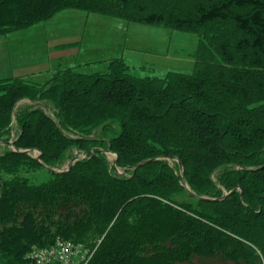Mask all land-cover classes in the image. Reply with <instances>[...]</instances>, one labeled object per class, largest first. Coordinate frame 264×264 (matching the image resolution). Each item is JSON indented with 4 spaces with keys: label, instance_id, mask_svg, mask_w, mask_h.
Masks as SVG:
<instances>
[{
    "label": "trees",
    "instance_id": "trees-1",
    "mask_svg": "<svg viewBox=\"0 0 264 264\" xmlns=\"http://www.w3.org/2000/svg\"><path fill=\"white\" fill-rule=\"evenodd\" d=\"M170 1L0 0V35L75 9L198 30L202 39L191 76H157L116 59L103 72L0 80V142L11 140L15 123L20 151L0 152V264H28L32 248L58 240H100L86 264H175L191 255L260 264L251 248L264 262V0ZM107 150L128 177L109 168ZM72 151L85 157L29 182L28 173ZM177 193L196 209L177 204Z\"/></svg>",
    "mask_w": 264,
    "mask_h": 264
},
{
    "label": "rangeland",
    "instance_id": "rangeland-1",
    "mask_svg": "<svg viewBox=\"0 0 264 264\" xmlns=\"http://www.w3.org/2000/svg\"><path fill=\"white\" fill-rule=\"evenodd\" d=\"M170 1V0H169ZM173 2V1H170ZM177 1L170 3L173 9L177 6L179 9L180 6L177 5ZM178 14H183L182 11L178 10ZM87 14L79 12V10L75 9H67L58 12L51 19L39 22L35 25H32L25 29H18L12 31L10 33L0 35V56L5 54L12 56V61L21 59L25 57L26 54H36L40 56L43 52L46 53L44 40L52 39V38H60L66 34L77 32V26H80L86 38L92 41V44L88 47H84L81 49V52L77 58L79 64L86 63L85 60H102L107 58L108 56H119L121 55L123 49H127V56L129 53H134L138 50H144L146 53V57L144 59L139 60V62H143L141 65H146L154 70V75L160 76L167 73H179L186 76H191L194 73L195 63L192 57L193 51L195 48L201 44V32H196L198 30H169L167 28H163L155 25H142L133 22H126L123 20L115 19L107 16H99L90 14L86 18ZM182 16V15H181ZM80 29V32H82ZM213 29H217L222 32L225 36L228 31H230V26L222 25V26H214ZM115 30L119 32H123L122 36L125 37L119 38L117 44L112 43L116 39ZM192 31V32H191ZM227 32V33H225ZM83 46L85 44L83 43ZM123 47V48H121ZM118 51L116 54L113 53L109 55L108 51ZM95 58V59H94ZM3 64L0 66V71L2 73L7 72L6 65L10 63L6 60V57L0 59ZM87 70V69H84ZM24 103H20L21 106ZM46 113L52 116V113L49 110H46ZM17 134L16 124L13 123L12 130L10 132V141L14 140ZM68 136L75 137L73 133H68ZM3 150V147H0V152ZM110 151V150H108ZM105 157L109 163V168L114 170L116 175H121L128 177L129 173L124 171L116 166V154L111 152L104 153ZM37 153L33 152L32 156H36ZM75 155V151H72L67 159H65L62 164L54 167L56 170H63L66 168L67 163L71 160V158ZM77 156L80 158H84V154H79L77 152ZM175 163V162H174ZM172 167L173 162H169ZM52 178L50 172L45 169H38L34 172H30L27 174V179L30 183L33 184H41L49 181ZM218 190L220 188L217 186ZM223 193V189H222ZM174 200L177 204L189 203L193 206V209H196V203L192 201L189 197L184 194L177 193L174 195ZM180 210H183L180 205ZM195 212V210H193ZM195 214V213H194ZM233 240L240 241L234 235H228ZM100 240L97 241V244ZM58 245L69 244L71 247L76 248V257L74 259L73 264H83L84 262H88L94 248L97 244H88V243H77L73 241L66 240H58ZM56 242V243H57ZM55 243V244H56ZM244 243V242H243ZM245 244V243H244ZM50 247L38 248L47 250ZM255 254L259 257H256L260 262V264H264L262 258L260 257V251L258 249L251 248ZM79 251V252H78ZM248 255V253H246ZM251 254V252H250ZM249 254V255H250ZM71 254L68 249L65 251L63 256L67 258ZM246 255V256H247ZM253 256V253L251 254ZM39 261L44 262V257L40 256L38 258ZM252 260V257L248 259ZM56 260H53L50 264H56ZM183 262H176L175 264H234L230 261H223L220 258H201L197 255H191L190 259L182 260ZM256 264V260H254ZM66 264V262L64 261Z\"/></svg>",
    "mask_w": 264,
    "mask_h": 264
},
{
    "label": "crops",
    "instance_id": "crops-1",
    "mask_svg": "<svg viewBox=\"0 0 264 264\" xmlns=\"http://www.w3.org/2000/svg\"><path fill=\"white\" fill-rule=\"evenodd\" d=\"M89 15L90 14H87L86 18ZM77 28V32L66 34L60 38L44 40L46 53L43 52L40 56H37L35 53L26 54L25 57L12 61V56H10V53L9 55H1L0 59L6 57V60H8L10 63L6 65L7 72L2 73L0 71V80L22 78L39 81L41 79H46L59 70L65 68H75L77 71L86 73L103 72L107 69L109 63L116 59H122L125 62L137 66H146L141 65L143 62H139V60L142 61V59H144L143 57H146L144 50H138L134 53L131 52L127 56V49H123L121 55L119 56H108L102 60H85L86 63L84 64V67H82L83 64H79L77 58L75 60V57L80 54L81 49L90 46L92 41L85 37L80 26H77ZM80 29L82 32H80ZM115 31L116 32L114 35L116 39H114L115 41L112 43L117 44L119 43V38H123L124 40L125 37L122 36L123 32H119L118 30ZM83 43L85 46H83ZM117 52L118 51L114 50L108 51L107 53L112 55L113 53L116 54ZM1 64L3 63L0 60V66ZM146 67L154 73L152 68L148 66Z\"/></svg>",
    "mask_w": 264,
    "mask_h": 264
},
{
    "label": "built area",
    "instance_id": "built-area-1",
    "mask_svg": "<svg viewBox=\"0 0 264 264\" xmlns=\"http://www.w3.org/2000/svg\"><path fill=\"white\" fill-rule=\"evenodd\" d=\"M67 249L71 255L68 258L66 256H63L62 258V255H64ZM75 249L76 248L71 247L69 244L58 245V242L47 250L33 248L28 254V264H50L53 260H56V264H65L64 261L66 264H73L77 255V249ZM40 256L44 257L45 263H42V261L38 260ZM86 263L87 261L83 264Z\"/></svg>",
    "mask_w": 264,
    "mask_h": 264
},
{
    "label": "water",
    "instance_id": "water-1",
    "mask_svg": "<svg viewBox=\"0 0 264 264\" xmlns=\"http://www.w3.org/2000/svg\"><path fill=\"white\" fill-rule=\"evenodd\" d=\"M0 146H6V147L12 149L13 151L20 152L19 150L15 149V147L13 146V144H12L11 141L0 142ZM23 152H25V153H27V154H30V155H31L33 152L37 153V155L34 156V158H35L37 161H39L40 152H39L38 150H35V149H27V150H24ZM104 153H110V151L107 150V151H104ZM79 159H81L79 156L74 155V156L71 158V160L67 163L66 168H64L63 170H56V169H54V168H49V167H46V166H43V168H44L46 171L50 172V173H63V172L68 171V170L71 168L72 164H73L74 162L78 161ZM152 161H154V159H148V160H145V161H143V162L138 163L137 165H135V166L133 167V169H137V168H139V167H141V166H143V165H145V164H147V163H149V162H152ZM179 171H180L181 176L183 177V170H182V166H181L180 163H179ZM184 187H185V189H187V186H186V185H184ZM237 190H238V189L235 188V189H233L232 191H230L229 193L225 194L224 196H222V197H220L219 199H216V200H221V199H223L225 196L229 195L230 193H234V192H236ZM196 197H197L198 199H201V200H210V199L205 198V197H199V196H196Z\"/></svg>",
    "mask_w": 264,
    "mask_h": 264
},
{
    "label": "bare ground",
    "instance_id": "bare-ground-1",
    "mask_svg": "<svg viewBox=\"0 0 264 264\" xmlns=\"http://www.w3.org/2000/svg\"><path fill=\"white\" fill-rule=\"evenodd\" d=\"M192 32V31H191ZM203 38V37H202ZM231 39V38H230ZM232 41V40H231ZM224 52V51H223ZM240 53V52H239ZM255 59V58H254ZM242 64V63H241ZM236 194V193H235ZM197 200V199H196ZM79 252V251H78Z\"/></svg>",
    "mask_w": 264,
    "mask_h": 264
}]
</instances>
